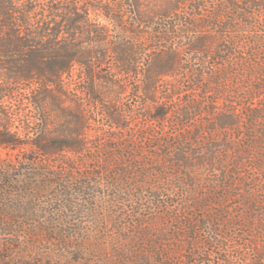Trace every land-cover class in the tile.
Masks as SVG:
<instances>
[{
	"label": "rangeland",
	"instance_id": "rangeland-1",
	"mask_svg": "<svg viewBox=\"0 0 264 264\" xmlns=\"http://www.w3.org/2000/svg\"><path fill=\"white\" fill-rule=\"evenodd\" d=\"M6 1L12 8L11 15L15 22L13 29L17 39L12 41L7 39L6 31L10 28L1 29L0 39H3V45L13 47L12 50L16 56L10 60L0 57V137L14 139L25 145L16 149L0 146V184H4L6 177L8 181H12L9 187H2L0 190L15 192L11 198L0 199V212L2 214L11 213V208L20 203L19 210L24 209L26 212H15L14 218H0V223L3 224L15 222L25 224L24 228L20 229L18 236L15 237L3 232L0 225V255L4 256L0 259V264H18L31 257L30 245L33 242H40V252L43 257L39 260L47 264L53 263V260L48 259L47 255L50 251L59 250L53 241L58 239V236L42 232L41 229L55 228V225H47L49 221H56L60 228V223L57 222L60 221V217L53 207H49L50 202L46 198L36 201L34 206L28 207L30 204L27 200L29 195L18 193V189L19 191L29 190L30 185L33 186L30 187V190L35 189L42 179L35 177L34 174L37 176L47 166L51 167L49 170L51 174L59 173L63 178L70 176V168L73 169L71 176L76 178H79L81 174L91 173L95 175L93 180L103 185V187H97L96 190L98 198H100L98 199L100 209L97 211V216L100 219L98 224L94 222L90 214H74L64 219L68 224L81 222L85 231L89 229V232L87 231L82 236L89 238L90 248L96 246L100 248V251L91 254H84L78 250L67 251V264L69 262L75 264L77 258L82 259L81 264L254 263L257 260L254 249L261 250L264 246L262 231L264 220L253 212L249 199L251 192L249 186H253L254 182H246L241 177V184L231 190L217 191L216 203H208L209 211L201 212L196 211L194 207L209 194L214 185L196 182V186L189 188L183 183L190 181L182 177L181 181L183 182L174 179L164 180L159 184L157 181L151 180L152 185L159 184L155 187L157 191H152V189H134L133 191L131 186L141 179L131 177L129 181H124L125 184L127 183V186H124L125 192L121 190L112 192L111 186L105 181L108 180L106 175L104 179L96 177L105 174L102 170L105 160L109 161L114 157L116 159L114 164H126L125 161L119 160L123 155L129 157L127 154H123L120 149L121 145L128 144L140 148L138 155L149 160L150 164H154L152 169H159L157 166L158 157L161 158V155L164 154L166 144L169 143L175 147L180 143L181 137L193 135L200 128H202L201 133L206 143L210 140H219L221 143H232L233 146L238 147L245 141L248 124L244 119H239L238 126L228 133L221 131L212 135L210 130L214 119L218 116L229 118L236 113L245 117L247 112L242 109L248 105L245 100L227 98L229 102H226L218 96H210V99H218L219 103L216 106L207 105L209 100L203 96L199 89L187 92L195 87L192 84L191 72L184 71L175 76L176 82H169L165 78L161 79L159 104L155 105L149 101L145 105L146 79L144 75L124 76L119 72H114L115 64H113L114 60L110 53L108 59L105 60V54L109 52V48H113L117 44L130 45L134 49L140 48L145 50L141 58L147 60L145 67H141L144 73L152 55L151 32L153 24L148 20L145 24H138L135 12L139 10L147 18H150L155 4L161 6L164 1ZM24 15L27 16L28 26L32 27L35 32H38L39 29L46 31L44 38L36 36L35 39L33 34L31 36L26 32L27 26L21 21ZM63 16H68L69 21L72 22L69 27L71 36L68 40L73 44L82 42L85 52L98 55L93 60L95 64L92 67L84 68L75 64L70 72L63 76V94L56 97L60 99L59 107L53 106L51 100L45 101L47 105L45 107L46 121L42 117L44 113L39 110L37 105L31 103V96L37 94V85L25 84L21 79H18L17 70L13 68L19 66L21 63L19 59L23 58L21 56L24 53L37 52L40 49L39 44L49 46L68 41L66 35L63 34L68 22L63 21ZM86 22L99 32V35H92V38H97L96 42L87 38ZM222 35L223 33L220 31L202 34L203 37H221ZM29 37L34 39L25 49L24 41L25 39L29 41ZM219 46L223 47L221 44ZM239 52L246 53L247 51L241 48ZM183 56L184 69L200 70L201 67H196L194 63H187L191 56L187 53H184ZM221 56L226 58L228 55L222 54ZM200 58L202 57L196 56V60ZM98 59L105 60L104 64L98 65ZM208 61L213 62V59L208 58ZM198 64L204 68L208 67L199 61ZM216 64L223 66L221 61ZM217 72L220 73L219 70ZM188 78L191 79L188 80ZM176 85L180 86V89L173 92L178 93L168 92L169 87L174 90ZM203 97L204 99L201 100ZM36 98L39 102L40 96L38 95ZM172 99L174 100L171 101ZM193 100L196 103L202 101L204 111L197 115L188 127L178 126L176 123L180 118L174 113L177 110H185L186 104ZM230 100H233L234 103ZM257 103L259 105L264 103V91ZM157 107L170 112L162 123L149 120V117L156 115L155 108ZM209 111L212 113H207ZM79 118L83 121L80 122ZM111 118L119 120L122 127L116 126ZM84 120L86 121L84 122ZM83 124L88 127L85 129V136H73V131ZM42 129H45L46 134H49L52 142L56 144L88 140L89 145L82 154L73 155L70 152H61L47 158L32 146L39 138ZM262 132L264 134V129H260V133ZM245 162L247 168L243 170V175L248 180L257 181L259 177L257 172L251 170V161L246 159ZM198 171L196 172L198 173ZM183 175L187 174L184 172ZM198 175L201 176L200 173ZM30 178L35 179L30 182ZM113 178L122 179L119 176H113ZM203 179L206 181L217 180V175L211 173ZM201 180L202 178H199V181ZM53 189L54 192H57L55 190L57 188ZM21 195L25 199L23 202L17 203L16 200H19L18 197ZM124 200L125 203L120 205ZM76 202L83 209L86 207L83 200ZM203 203L207 204L206 201ZM65 212L60 213L62 214L61 218L67 214ZM216 218L223 224L215 223L211 230L204 227L205 222L216 220ZM247 223L251 224L254 229H248ZM94 230L97 232H93ZM33 233L35 235L31 236ZM142 233L151 237L149 241L154 244L153 247L148 248L140 241ZM12 243L13 246H11ZM124 260L127 262L125 263ZM258 264H264V260L259 261Z\"/></svg>",
	"mask_w": 264,
	"mask_h": 264
},
{
	"label": "trees",
	"instance_id": "trees-1",
	"mask_svg": "<svg viewBox=\"0 0 264 264\" xmlns=\"http://www.w3.org/2000/svg\"><path fill=\"white\" fill-rule=\"evenodd\" d=\"M163 1L161 6L155 4L150 18H147L139 10L135 12L138 24H145L147 20L153 24L151 32L153 43L151 47L152 55L148 60L149 65L144 73L141 67H145L147 60L145 61L146 58H141L145 50L143 51L140 48L134 49L130 45L117 44L115 47L109 48V52L105 54V60L108 59L110 53L114 60L113 64H115L114 72H119L124 76L144 75L146 79L144 87L145 105L149 101L155 105L159 104L158 95L162 82L161 79L165 78L169 82H176L175 76L182 74L184 71L191 72L192 84L195 87L187 92H194L199 89L203 96L209 100L206 103L207 105L216 106L219 103L218 99H210V96H218L226 102H229L227 98L245 100L248 103V105L242 108L247 112L245 117L236 113L229 118H221L218 116L214 119L210 130L212 135H216L221 131L228 133L238 126L239 119H244L248 124L246 127V142L243 141L238 147L233 146L232 143H221L219 140H210L206 143L201 133L202 128H200L193 135L189 134L181 137L180 143L175 147L167 143L164 154L161 155V158L158 157L157 166L159 169H152L154 164H150L149 160L138 155L140 148H135L128 144L121 145L120 149L123 151V154L125 153L129 157H125L122 154L123 156L119 160L125 161L126 164H114L116 160L114 157L109 161L105 160L104 167L102 168L105 174H100L96 177L104 179L106 175L105 177L108 180L105 181L111 186L112 192L114 190L125 192L126 189H124V186H127V183L125 184L124 181H129L131 177L141 179L140 181L137 180L134 186H131L133 191L134 189H152V191H157L155 187L156 185L159 186L162 181L175 179L183 182L181 181L182 177L190 181L188 182L189 184L186 182L183 183L184 186H188L189 188L196 186V182L214 185L209 194L203 197L200 203L194 207L196 211L201 212L209 211L210 206L208 203H216V199H218L217 191L233 189L236 185L241 184L240 178L243 177L246 182H254L253 186H249L251 191L249 195L250 203L253 212L261 216L264 220V134L263 132L260 133V129H264V103L262 105L257 103L261 99L264 91V0ZM11 11V5L6 0H0V31L4 27L10 28L6 31L7 39L10 41L17 39L14 35L15 30L13 26L15 22ZM68 18V16L62 17L64 22H68L67 27L63 30V34L66 35L67 40L71 36L69 27L72 25V22ZM21 21L27 26V29L25 28L27 30L26 32L30 35L33 34L35 39L36 36H40V38L45 37V30L39 29L38 32H35L32 27L28 26L27 16L24 15ZM86 23L88 27L85 30L87 38L96 42L97 38H92V35H99V32L93 29L88 22ZM216 31L222 32L223 35L221 37L202 36L203 33H215ZM33 39L30 37L29 41L25 39V49ZM68 41L49 46L39 44L40 49L37 52L31 54L24 53L21 56L23 58L19 59L21 62L19 66L17 65L16 68H13L17 70L18 79H21L25 84L31 83L37 85L38 91L37 94H34L35 96H31V103L39 107V110L44 113L42 117L46 121L45 107L47 105L45 101L51 100L53 106L59 107L60 99L56 97L57 95L63 94V76L68 74L75 64L84 68L92 67L95 64L93 60L98 55L85 52L82 42L73 44ZM2 42L3 39H0V57L9 60L14 59L16 55L12 50L13 47L3 45ZM220 44L223 47L219 46ZM241 48L246 49L247 52H239ZM184 53L191 56L187 60V63H194L196 67H201L200 70L184 69ZM222 54H227L228 56L224 58V56H221ZM197 55L202 58L196 60ZM208 58H212L213 62L208 61ZM105 60L98 59V65L104 64ZM198 61L199 63H204L206 66L208 65V67L204 68L200 66L201 64H198ZM220 61L223 66H217L218 64L216 62L218 63ZM105 64L107 63L105 62ZM218 70L220 73L217 72ZM191 78H188V80ZM177 89H180V86L176 85L174 90H172V87H169L167 90L175 94L178 92L173 91H177ZM38 95L40 96L39 102L38 98H36ZM230 101L233 102V100ZM186 106L187 108L185 110H177L174 113L180 118L176 124L185 128L194 121L197 115L202 114L204 111V103L202 101L196 103L193 100L189 101ZM155 111L156 115L149 117V120L155 123L164 122L166 116L170 113L158 107L155 108ZM207 113L211 114L212 112L209 111ZM109 116L111 115L109 114ZM111 119L116 126L122 127V123L119 120ZM79 121L81 122L83 119L79 118ZM86 128L88 129L85 124L76 128L72 133L73 136H85ZM52 141L49 134H46L45 129H42L39 138L32 146L39 150L41 154L50 158L52 155L61 152H70L73 155L82 154L89 145L88 140L70 141L62 144H56ZM22 145L25 144L17 142L14 139L0 137V146L3 148L16 149ZM246 159L251 161V170L257 172L259 177L257 178L258 182L256 180H248L243 175V170L247 168ZM50 169L51 167L47 166L37 176L34 174L35 177L42 179L35 189L32 188L30 190V187H33L30 185L29 190L19 191L18 189V193L29 195L27 200L30 204H28V207L34 206L36 201H41L45 198L49 200V207H53L60 217V221H57L60 223V228H58L56 221H49L47 225H55V228L41 229L42 232L44 231L58 236V239L53 241L59 250L50 251L47 256L48 259L53 260L51 264H67V251L78 250L84 254L100 251V248L96 246L90 248L91 241L89 238L82 236L87 231L89 232V229L85 231L81 222L68 224L64 219L74 214H90L94 222L98 224L100 219L97 216V211L100 209L98 206V199L100 198H98L99 196L96 190L97 187H103V185L102 183L94 181L93 177L95 175L91 173L87 175L81 174L79 178H76L71 176L73 169L70 168V176L68 175L69 177L63 178L59 173L51 174L49 172ZM197 170H199L198 173L196 172ZM184 172L187 175H183ZM199 173L201 176L198 175ZM211 173L217 175V180L206 181L203 179ZM113 176H119L122 179L116 180ZM199 178H202V180L199 181ZM34 179L30 178L29 180L32 182ZM4 180L5 182L4 184H0V188L9 187L12 184V181H8L7 177ZM151 180L157 181L159 184H153L155 185L153 186ZM53 188H57L55 189L57 192H54ZM14 194L15 192H2L0 190V199L11 198ZM18 199L16 200L17 203L19 201L23 202L25 198L21 195ZM78 200H83L86 203L84 209L76 202ZM205 201L207 204L203 203ZM124 203L125 200L120 205ZM20 206L21 203L13 206L11 213L2 214L0 212V218H14L13 214L15 212L25 213L26 211L24 209L19 210ZM63 212L67 214L64 218H61L62 214L60 213ZM215 223L219 225L223 224L221 220L216 218V220H209L203 225L206 229L211 230L215 226ZM0 225L2 226L3 232L14 237L18 236L20 229L25 226V224L22 225L16 222L7 224L0 223ZM246 227L248 229H254L249 223L246 224ZM262 231L264 234V229ZM93 232L97 231L94 230ZM33 235L35 234L33 233L31 236ZM221 236L224 237V235ZM140 239L146 247H153L154 244L150 243L149 240L151 237L149 235L142 233ZM48 242H50L49 239ZM11 246H13V243ZM30 247L31 257H28L25 261H21L18 264H47L39 260L43 257V254L40 252V242H33ZM35 249L37 250L34 251ZM254 250L257 255V260L254 263L252 262V264H258L259 261L264 260V246L261 250ZM2 258L4 256L0 255V259ZM81 262L82 259L77 258L75 264H81ZM124 262L126 263L127 261L124 260ZM223 262L227 263L226 261ZM68 264H73V262H69Z\"/></svg>",
	"mask_w": 264,
	"mask_h": 264
}]
</instances>
